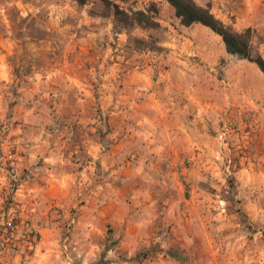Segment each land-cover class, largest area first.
<instances>
[{"label":"rangeland","instance_id":"rangeland-1","mask_svg":"<svg viewBox=\"0 0 264 264\" xmlns=\"http://www.w3.org/2000/svg\"><path fill=\"white\" fill-rule=\"evenodd\" d=\"M196 1L264 56V0ZM113 3L155 25L116 29ZM186 27L166 0H0V264H264V72ZM167 41L201 88L190 152L130 136L109 100L121 72L158 80Z\"/></svg>","mask_w":264,"mask_h":264},{"label":"crops","instance_id":"crops-1","mask_svg":"<svg viewBox=\"0 0 264 264\" xmlns=\"http://www.w3.org/2000/svg\"><path fill=\"white\" fill-rule=\"evenodd\" d=\"M260 6L264 9V3L250 5L248 12L250 13L253 9L257 10ZM237 19L239 20V17ZM250 19L248 17V20ZM250 25L251 22H248L247 26ZM195 26L197 23L186 27L185 31L193 32L195 30L193 34H197L199 28ZM165 45L171 47L169 59L173 61L169 68L158 71V80L152 81L153 76L155 77L152 67L142 69L135 67L130 71L121 72L125 75V81L123 83L120 81L121 85L111 82L109 100L111 104L116 103L113 104L114 107L119 106V109H115L113 114L120 117L127 130H133L130 136L147 139L150 142H159L161 148L170 147L169 141L173 138L182 139L184 137L187 140V145L183 144V150L190 152L192 127L190 120H186V117L190 113L192 105H195L198 112L205 110L201 96H199L201 88L198 85L192 86L190 69L185 64L178 65L179 63L176 62L180 61L175 55L178 50H182L181 45L176 41H167ZM85 71L90 74L92 72L89 69ZM112 74L119 75L116 71H113ZM76 84L80 93L85 90L87 94H90L91 87L88 83L78 78ZM115 91H118V99ZM115 98L117 100L113 101ZM78 99L83 101V98L78 97ZM105 99L107 101V94ZM87 100L90 101L89 98ZM133 118L140 126L130 128V121ZM92 154L95 153L92 152ZM78 174L79 172L76 176Z\"/></svg>","mask_w":264,"mask_h":264},{"label":"trees","instance_id":"trees-1","mask_svg":"<svg viewBox=\"0 0 264 264\" xmlns=\"http://www.w3.org/2000/svg\"><path fill=\"white\" fill-rule=\"evenodd\" d=\"M175 10L176 16L181 23L190 26L201 23L219 34L229 53L237 55L241 59H247L256 63L264 72V56L257 50L254 44V30L248 27L237 30L233 24L226 23L218 18L211 10L210 5L203 6L196 0H166ZM85 3L86 0H79ZM113 9L116 29H130L137 25L152 27L155 25L153 17L144 10L127 11L120 8L118 4L110 5ZM135 45L140 49H161L156 39L137 37Z\"/></svg>","mask_w":264,"mask_h":264}]
</instances>
